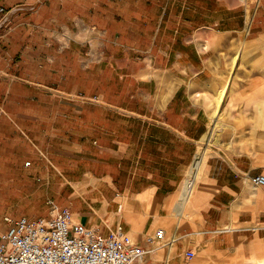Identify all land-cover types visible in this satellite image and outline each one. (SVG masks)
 <instances>
[{
    "label": "crops",
    "instance_id": "1",
    "mask_svg": "<svg viewBox=\"0 0 264 264\" xmlns=\"http://www.w3.org/2000/svg\"><path fill=\"white\" fill-rule=\"evenodd\" d=\"M0 8L17 9L0 28V235L53 201L150 250L134 264H264V188L249 181L264 151L213 150L185 180L214 105L209 118L198 91L231 41L263 31L264 0Z\"/></svg>",
    "mask_w": 264,
    "mask_h": 264
},
{
    "label": "built area",
    "instance_id": "2",
    "mask_svg": "<svg viewBox=\"0 0 264 264\" xmlns=\"http://www.w3.org/2000/svg\"><path fill=\"white\" fill-rule=\"evenodd\" d=\"M16 11L0 8L4 13L0 28L6 16ZM249 181L254 187L264 188L263 175L250 176ZM156 236L161 237L162 231ZM149 253L120 229L103 236L91 227L71 225V213L52 202L48 217L20 218L0 235V264H134Z\"/></svg>",
    "mask_w": 264,
    "mask_h": 264
},
{
    "label": "rangeland",
    "instance_id": "3",
    "mask_svg": "<svg viewBox=\"0 0 264 264\" xmlns=\"http://www.w3.org/2000/svg\"><path fill=\"white\" fill-rule=\"evenodd\" d=\"M235 53L241 56L233 67L232 59L237 55ZM231 56L233 57L229 66ZM225 84L228 94L220 111L215 114V97ZM197 95L209 118L212 101L214 105L211 109L208 135L203 139L197 159L185 178L188 183L196 175L195 168L199 161L202 158L204 161L213 150L236 152L249 151L256 147L257 151H264V116L259 114L260 108L264 109V29L259 34L231 41L213 78ZM50 202L58 206L53 201Z\"/></svg>",
    "mask_w": 264,
    "mask_h": 264
},
{
    "label": "bare ground",
    "instance_id": "4",
    "mask_svg": "<svg viewBox=\"0 0 264 264\" xmlns=\"http://www.w3.org/2000/svg\"><path fill=\"white\" fill-rule=\"evenodd\" d=\"M240 56H241L240 54H237L232 59V65H233V67H235L237 65V62H238ZM227 91L228 90H226V84L221 89L218 90V92L216 94V97H215V106H214V113L215 114H217L220 111V108L222 106V103L224 102L225 97L228 94ZM191 185H192L191 183H188V185H187V189H189L188 191H190Z\"/></svg>",
    "mask_w": 264,
    "mask_h": 264
}]
</instances>
